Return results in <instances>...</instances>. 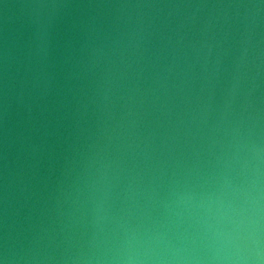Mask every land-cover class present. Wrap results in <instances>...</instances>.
Listing matches in <instances>:
<instances>
[{
    "label": "water",
    "instance_id": "obj_1",
    "mask_svg": "<svg viewBox=\"0 0 264 264\" xmlns=\"http://www.w3.org/2000/svg\"><path fill=\"white\" fill-rule=\"evenodd\" d=\"M0 264H264V0H0Z\"/></svg>",
    "mask_w": 264,
    "mask_h": 264
}]
</instances>
